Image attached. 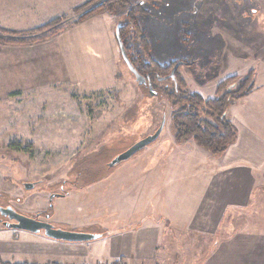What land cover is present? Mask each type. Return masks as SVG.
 <instances>
[{
	"label": "rangeland",
	"instance_id": "obj_1",
	"mask_svg": "<svg viewBox=\"0 0 264 264\" xmlns=\"http://www.w3.org/2000/svg\"><path fill=\"white\" fill-rule=\"evenodd\" d=\"M38 1L29 6L25 0H0L1 38H7L1 30L24 32L64 18L37 35L47 36L44 42L0 43V205L28 217L39 214L40 220L48 215L47 222L57 229L100 235L144 218L138 199L146 192L151 196V184L161 202L166 191L178 185L186 196L196 184L190 173H176L172 166L186 143L174 142L170 104L161 96L171 90L172 81H152L159 93L155 97L137 85L115 39L116 25L127 21L122 18L125 11L98 12L78 23L95 6L74 10L90 0L71 7ZM253 1L252 9L262 10L254 18H241V11H248L246 0H203L195 22L183 13L192 10L194 0L146 3L150 14L139 16L137 23L148 39L149 57L161 65L193 62L182 66L179 75L188 81L183 79L186 90L199 92L204 100L214 97V84L229 72L240 78L250 70L256 75L264 68L257 58L264 48V0ZM130 45L136 54L139 47ZM92 76H101L98 89L83 86ZM163 117L164 128L154 142L108 167L117 155L153 134ZM24 184L33 187L26 190ZM54 194L63 197L50 201ZM161 202L150 203L143 213L157 217ZM2 231L0 239L37 236L54 242L42 233Z\"/></svg>",
	"mask_w": 264,
	"mask_h": 264
},
{
	"label": "crops",
	"instance_id": "obj_2",
	"mask_svg": "<svg viewBox=\"0 0 264 264\" xmlns=\"http://www.w3.org/2000/svg\"><path fill=\"white\" fill-rule=\"evenodd\" d=\"M25 1L29 6L39 2ZM40 1L71 7L88 0ZM257 58L264 63V48ZM261 72L264 68L256 73L251 92L228 108L227 117L236 129V138L223 153L208 156L194 142H186L188 140L180 146L179 159L172 161L174 172L190 173L192 183L196 184L186 196L181 195L178 185L168 189L161 202L158 190L151 184L147 188L151 196L146 192L138 199L143 209L140 215L145 217L132 227L107 231L91 246L47 242L42 238L37 240V236L21 240L1 238L0 259L10 264H97L103 261L264 264V75ZM233 73L229 72L214 84V94L216 85L235 75ZM183 79L188 85L187 79ZM101 81V76H92L83 81V86L98 89ZM180 178H177L178 184ZM169 181L166 184L173 183ZM160 202L157 217L143 213L150 203Z\"/></svg>",
	"mask_w": 264,
	"mask_h": 264
},
{
	"label": "trees",
	"instance_id": "obj_3",
	"mask_svg": "<svg viewBox=\"0 0 264 264\" xmlns=\"http://www.w3.org/2000/svg\"><path fill=\"white\" fill-rule=\"evenodd\" d=\"M90 0L82 6L76 8L77 12L81 9L95 6L86 11L77 21L81 23L90 19L92 15L98 12L116 13L118 10L125 11L122 18L127 21L121 24L119 31L123 47L134 69L142 76H150L151 81L160 83L168 81L162 78L168 76L177 62L161 65L149 57V42L147 37L140 31L137 18L141 15L150 14V10L145 9L146 3L153 4L161 0ZM201 0H194L192 10H184L183 13L191 17L200 7ZM64 18H54L35 29L24 32L1 30L2 35L7 38H1L0 43L3 45L27 46L44 42L47 36H37L46 30L53 28ZM62 29L54 32H61ZM25 35L32 36L26 38ZM17 37V38H16ZM130 43L139 47L136 54L132 52ZM133 45V48H135ZM191 63L182 61L175 72V81L172 82L171 90H166L161 96L165 97L170 104L171 126L173 137L176 143L185 140L192 141L210 155L217 156L223 153L236 138V129L227 117L228 108L238 100L247 96L254 86L255 72L251 70L245 77L230 76L216 85L215 95L213 98L204 100L198 93H190L186 90L185 83L179 75L182 66H189ZM193 64V63H192ZM161 79V80H158ZM157 96L159 93L157 92ZM90 120L95 116L91 104H86ZM105 234H100V238ZM99 238V239H100ZM7 264V263H0Z\"/></svg>",
	"mask_w": 264,
	"mask_h": 264
},
{
	"label": "water",
	"instance_id": "obj_4",
	"mask_svg": "<svg viewBox=\"0 0 264 264\" xmlns=\"http://www.w3.org/2000/svg\"><path fill=\"white\" fill-rule=\"evenodd\" d=\"M121 27H122L121 24L116 25V27H115V39H116V42H117V45L119 48V52H120V56H121L123 62L127 66L128 70L133 74L137 85L146 87L148 89V93L151 97L157 96V93L153 89L151 83L149 81H147V79L144 76L140 75L132 66V64H131V62H130L127 54H126V51L123 47L121 38H120L119 31H120ZM180 64L181 63L175 64L173 66L170 74L168 76L162 78V79L163 80H171L172 82H176L175 81V72H176V70ZM158 80H161V79H158ZM164 125H165V117L162 118L159 127L155 130V132L153 134L139 140L138 142L134 143L131 147H129L127 150H125L124 152L117 155L115 158H113V160H111V162L108 164V167H113L115 165H118L121 162L129 160L135 153L144 149L150 143L154 142L159 137V135L161 134V132L164 128ZM23 186L26 190H30L33 187V184H24ZM54 197H62V196H53L52 195V196H50V199H52ZM50 207H51V205H50ZM7 212H9L8 213L9 217H13L17 221L16 225L8 224V223L4 224V227L6 229H9V230H20V231L29 232L32 234H39L42 231L43 236L45 238L51 239L53 241L64 242V243H85V242L97 240L100 238V235L77 233V232H72V231H68V230L57 229L49 222L40 221V220L29 218V217H26L23 215H19L18 213L14 212V211L11 213H10V211H7ZM47 218H48V216H47Z\"/></svg>",
	"mask_w": 264,
	"mask_h": 264
},
{
	"label": "flooded vegetation",
	"instance_id": "obj_5",
	"mask_svg": "<svg viewBox=\"0 0 264 264\" xmlns=\"http://www.w3.org/2000/svg\"><path fill=\"white\" fill-rule=\"evenodd\" d=\"M202 2H203V0H201V4H202ZM246 5H245V7H247V9H248V11H246V10H244L243 12L241 11V13H242V16H241V18L244 16L245 18H246V16H247V14L248 15H250L251 16V18H254V17H256V15H257V13L259 12V11H261L262 9H261V7H259V10H254V9H252V5H256V3L253 1V0H246ZM258 5H259V3H257ZM239 5V4H238ZM260 6V5H259ZM200 7H201V5H200ZM199 7V8H200ZM199 8L196 10V12H195V14L192 16L193 18L191 19V21H193L194 20V22H195V19H196V14H197V12H198V10H199ZM236 11V10H235ZM179 12V11H178ZM238 12V11H237ZM188 24V23H191V22H189V21H185V24ZM177 63H181L182 64V61H179V62H177ZM176 63V64H177ZM190 63V62H189ZM193 63V62H192ZM191 63V64H192ZM190 64V65H191ZM146 79H147V81H149L150 83H151V85H152V81H151V78H150V76H144ZM165 81V80H164ZM171 81V80H170ZM53 196H62L63 197V195H58V194H54ZM53 199V198H52ZM52 199H49L50 201L52 200ZM7 211H10V213L11 212H16V213H18L19 215H23L20 211H18V210H16V209H14V208H12L11 206H9V205H6V206H2V205H0V231H2L3 229L4 230H7L5 227H4V224L5 223H8V224H14V225H16L17 224V221L13 218V217H9V215H8V213L9 212H7ZM23 216H25V215H23ZM47 216L48 215H44V217H43V220H40L41 219V217L39 216V214L38 215H36L34 218L33 217H29V218H33V219H36V220H40V221H45V222H47V220H48V218H47ZM26 217H28V216H26ZM40 233H42L43 234V232L41 231Z\"/></svg>",
	"mask_w": 264,
	"mask_h": 264
},
{
	"label": "built area",
	"instance_id": "obj_6",
	"mask_svg": "<svg viewBox=\"0 0 264 264\" xmlns=\"http://www.w3.org/2000/svg\"><path fill=\"white\" fill-rule=\"evenodd\" d=\"M97 264H128V263H126L124 261H112V262H110V261H103V262H100V263H97Z\"/></svg>",
	"mask_w": 264,
	"mask_h": 264
}]
</instances>
